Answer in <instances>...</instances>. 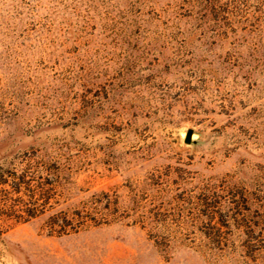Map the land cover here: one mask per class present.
<instances>
[{
  "label": "rangeland",
  "instance_id": "374dc122",
  "mask_svg": "<svg viewBox=\"0 0 264 264\" xmlns=\"http://www.w3.org/2000/svg\"><path fill=\"white\" fill-rule=\"evenodd\" d=\"M49 167L0 264H264V0H0V174Z\"/></svg>",
  "mask_w": 264,
  "mask_h": 264
},
{
  "label": "trees",
  "instance_id": "16d2710c",
  "mask_svg": "<svg viewBox=\"0 0 264 264\" xmlns=\"http://www.w3.org/2000/svg\"><path fill=\"white\" fill-rule=\"evenodd\" d=\"M38 170V169H35ZM58 168L51 173L49 167L45 168L44 171L48 172L52 177L44 179V181H37L34 177H27V171L21 170L20 173H2L0 174V186H8V188L0 189V220L8 218L25 219L27 221L32 218L43 215L46 211L44 205L53 197L52 192L55 186V174L58 172ZM39 178H41L39 176ZM16 196L14 199L12 197ZM41 202L38 207L36 204ZM53 214L48 213V216ZM63 217L59 216L58 213L49 216L50 226L53 227L58 225L60 229L57 231L59 234H66L70 232H77L81 227L82 223L67 222L65 219L67 213ZM59 220H63L64 223L61 225L58 223ZM74 220L73 216L69 217L68 221ZM66 222V223H65ZM70 226L67 230L66 226Z\"/></svg>",
  "mask_w": 264,
  "mask_h": 264
},
{
  "label": "water",
  "instance_id": "95a60500",
  "mask_svg": "<svg viewBox=\"0 0 264 264\" xmlns=\"http://www.w3.org/2000/svg\"><path fill=\"white\" fill-rule=\"evenodd\" d=\"M192 130L191 129H188L184 135V143L185 144H190L192 142Z\"/></svg>",
  "mask_w": 264,
  "mask_h": 264
}]
</instances>
